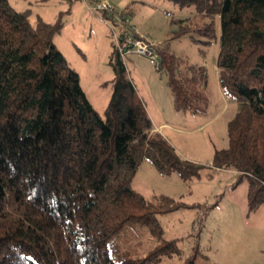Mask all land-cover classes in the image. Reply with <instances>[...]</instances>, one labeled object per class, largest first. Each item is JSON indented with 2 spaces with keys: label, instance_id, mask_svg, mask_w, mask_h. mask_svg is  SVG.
<instances>
[{
  "label": "trees",
  "instance_id": "obj_1",
  "mask_svg": "<svg viewBox=\"0 0 264 264\" xmlns=\"http://www.w3.org/2000/svg\"><path fill=\"white\" fill-rule=\"evenodd\" d=\"M171 1L193 4L196 13L175 21V36L194 32L205 39L190 34L193 40L209 44L219 19L218 84L236 109L211 165L246 179L254 210L264 203V0ZM60 26L40 17L32 23L27 10L0 0V264H160L180 251L163 238L157 215L181 203L148 200L131 179L143 161L183 181L199 176L201 165L153 130L115 43L102 116L53 42ZM157 55L175 111L203 113L205 67L181 66L167 45ZM128 223L146 226L157 241L143 257L122 256L112 245ZM180 264L199 263L193 254Z\"/></svg>",
  "mask_w": 264,
  "mask_h": 264
},
{
  "label": "rangeland",
  "instance_id": "obj_2",
  "mask_svg": "<svg viewBox=\"0 0 264 264\" xmlns=\"http://www.w3.org/2000/svg\"><path fill=\"white\" fill-rule=\"evenodd\" d=\"M8 1L16 10H27L32 23L38 17L60 23L53 42L78 72L82 89L102 116L114 75L108 62L111 43L121 31L122 19L135 24L149 41L167 45L181 66L187 62L205 67L208 106L194 115L175 111L165 72L144 55L128 56V76L153 125L180 156L201 165L199 176L183 181L176 173L162 175L143 161L131 187L148 200L166 195L181 203L157 215L163 238L174 239L180 251L163 256L160 264H180L193 254L199 264H264V203L249 210L246 179L237 181L233 170L211 165L214 149L227 143V123L236 109L218 84L219 19L214 18L216 37L204 44L195 41L205 38L194 32L174 35L179 29L176 20L196 16L193 4L181 8L171 0H106L114 13L99 17L89 8L91 0ZM156 243L146 226L132 223L112 240L117 253L129 257L145 256Z\"/></svg>",
  "mask_w": 264,
  "mask_h": 264
},
{
  "label": "built area",
  "instance_id": "obj_3",
  "mask_svg": "<svg viewBox=\"0 0 264 264\" xmlns=\"http://www.w3.org/2000/svg\"><path fill=\"white\" fill-rule=\"evenodd\" d=\"M92 6L89 8L99 17H103L105 13H114V7L106 0H91ZM123 24L119 34L114 35L115 45L118 53L125 58L130 53L141 54L148 57L149 61L158 68L157 49L160 47L151 42L147 37L138 31L135 24L127 19H122Z\"/></svg>",
  "mask_w": 264,
  "mask_h": 264
},
{
  "label": "crops",
  "instance_id": "obj_4",
  "mask_svg": "<svg viewBox=\"0 0 264 264\" xmlns=\"http://www.w3.org/2000/svg\"><path fill=\"white\" fill-rule=\"evenodd\" d=\"M140 32H141V31H140ZM142 33H143V32H142ZM143 34H144V33H143ZM145 35H146V34H145ZM146 37H147V35H146ZM147 39H148V38H147ZM148 40H149V39H148ZM131 54H136V53H130V54H128V55L126 56V58H125V62H124V63H125V65H126L127 72H129V70H128V67H127V64H126V63L128 62V59H129L128 56L131 55ZM127 58H128V59H127ZM152 124H153V123H152ZM153 130H156V131L160 132V131H159V126L157 127V125H156V126L153 125Z\"/></svg>",
  "mask_w": 264,
  "mask_h": 264
}]
</instances>
